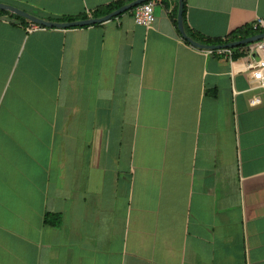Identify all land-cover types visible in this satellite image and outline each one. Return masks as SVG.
I'll return each instance as SVG.
<instances>
[{
	"label": "crops",
	"instance_id": "obj_1",
	"mask_svg": "<svg viewBox=\"0 0 264 264\" xmlns=\"http://www.w3.org/2000/svg\"><path fill=\"white\" fill-rule=\"evenodd\" d=\"M117 1L0 0L55 22ZM157 1L150 26L0 15V264H264L259 72L178 22L225 38L264 0Z\"/></svg>",
	"mask_w": 264,
	"mask_h": 264
},
{
	"label": "built area",
	"instance_id": "obj_2",
	"mask_svg": "<svg viewBox=\"0 0 264 264\" xmlns=\"http://www.w3.org/2000/svg\"><path fill=\"white\" fill-rule=\"evenodd\" d=\"M157 3V0H148L135 6L132 9L135 21L140 25L150 26L156 18L155 6ZM38 26L39 25H32L31 27L34 29ZM252 27L257 31V34L261 33L262 29H264V20H257L253 23ZM203 50L207 54H215L224 57L230 62L245 58L244 68L251 71H258L259 84L264 88V38L234 47L203 48ZM237 55L239 57H236ZM260 102L261 100L258 97L251 99V104L255 105Z\"/></svg>",
	"mask_w": 264,
	"mask_h": 264
},
{
	"label": "water",
	"instance_id": "obj_3",
	"mask_svg": "<svg viewBox=\"0 0 264 264\" xmlns=\"http://www.w3.org/2000/svg\"><path fill=\"white\" fill-rule=\"evenodd\" d=\"M145 1H148V0H133V1L123 5L122 7L114 10L113 12H111L105 16H102V17L80 19V20L67 21V22H55V21L46 20V19L40 18L38 16H35V15H33V14H31V13H29V12L19 8V7H16L14 5L7 4L4 2H0V8L9 10V11L14 12V13H17V14L29 19L30 21H32L35 24H39L42 26H49V27H65L66 28V27H72V26L90 25V24L104 22V21H106V20H108V19H110L116 15H119V14H121L127 10L134 8L138 4H141L142 2H145ZM178 22H179V29L181 30L183 37L186 38L193 46L198 47V48L234 47V46L243 45V44L264 38V32H263V33H259V34L241 39V40L232 41V42H229L226 44H218V45L202 44V43L192 39L191 37H189L185 33L184 24H183V2L182 1L180 2Z\"/></svg>",
	"mask_w": 264,
	"mask_h": 264
},
{
	"label": "trees",
	"instance_id": "obj_4",
	"mask_svg": "<svg viewBox=\"0 0 264 264\" xmlns=\"http://www.w3.org/2000/svg\"><path fill=\"white\" fill-rule=\"evenodd\" d=\"M131 1H133V0H122V1H117V2L111 3V4L104 6V7H99L96 9L94 14L96 16L107 15V14L111 13L112 11L122 7L123 5H125V3L131 2ZM4 14H9V15L14 16L16 18H20L22 21L27 20V18H25V17H23L17 13H14V12H11L9 10L0 8V15H4ZM176 15H177V12H176V9L174 8L173 12H172V16L175 18V22H176ZM183 17L185 18L184 9H183ZM76 19H78V17H64V18L58 19V21H74ZM256 34H257V31L254 30L253 27L248 26V25H245V26H242V27L235 29L233 32H231L229 35H227L225 38H209V37L207 38V37H204V36L197 34L195 32H189V35L192 39H194L200 43H204V44L209 43V44H214V45L226 44V43L241 40V39H244V38L256 35Z\"/></svg>",
	"mask_w": 264,
	"mask_h": 264
},
{
	"label": "rangeland",
	"instance_id": "obj_5",
	"mask_svg": "<svg viewBox=\"0 0 264 264\" xmlns=\"http://www.w3.org/2000/svg\"><path fill=\"white\" fill-rule=\"evenodd\" d=\"M261 33H263V31Z\"/></svg>",
	"mask_w": 264,
	"mask_h": 264
}]
</instances>
